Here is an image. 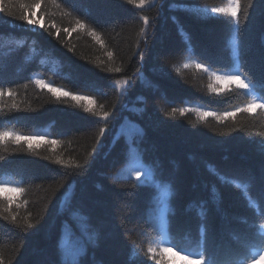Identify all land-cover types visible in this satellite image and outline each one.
<instances>
[{
	"label": "trees",
	"instance_id": "obj_1",
	"mask_svg": "<svg viewBox=\"0 0 264 264\" xmlns=\"http://www.w3.org/2000/svg\"><path fill=\"white\" fill-rule=\"evenodd\" d=\"M36 3L3 0L12 16L0 13V85L12 93L0 97V131L43 137L31 150L23 141L0 143V183L24 189L0 190V264H48L49 256L53 264H62L66 256L76 257L78 264H187L182 253L148 255L162 224L180 249L204 251L217 264H233L245 253L251 258L245 241L254 223L264 226L256 203H264L259 143L264 110L221 122L201 119L195 111L181 115L179 109L219 115L251 99L234 84L217 83L196 64L217 74L235 70L238 40L239 71L264 81V0H240L238 33L231 17L206 11L227 8L229 0H146L142 8L128 0H83L75 12L63 0ZM174 3L200 11L176 10ZM29 9L44 27L19 20ZM177 21L190 34L194 53L187 50L188 37L178 32ZM93 31L99 40L90 35ZM36 80L85 99L54 95ZM102 112L111 114L108 121L97 115ZM50 139L58 143L45 142ZM126 140L135 141L142 156L137 167L145 173L154 169L160 180L174 185V207L163 221L164 185L154 188L145 175L147 186L138 187L140 182L129 178ZM209 166L237 181L255 180L250 191L244 190L223 183ZM213 186L222 194L219 204ZM101 196L115 217L102 227L96 223L105 221L96 202ZM6 198L12 199L10 208ZM202 203L206 251L200 247Z\"/></svg>",
	"mask_w": 264,
	"mask_h": 264
},
{
	"label": "snow or ice",
	"instance_id": "obj_2",
	"mask_svg": "<svg viewBox=\"0 0 264 264\" xmlns=\"http://www.w3.org/2000/svg\"><path fill=\"white\" fill-rule=\"evenodd\" d=\"M83 0H63V3H65L67 6H69L72 11L77 10V4L82 3ZM129 3H136L137 7H144L146 0H128ZM42 3V0H37V3L35 7H40ZM23 7V6H22ZM173 9L176 10H191L194 12L200 11L199 8L193 6V5H188L185 3H174L171 5ZM239 8H240V0H229V7L227 8H212L210 10L211 13H223L226 16L231 17V21L235 26L234 31L238 33L239 31V26H240V19H239ZM7 12L9 16H12V12L10 10V7H5L3 6V0H0V13H5ZM87 19V17H85ZM19 20L26 22L28 25L31 26H36L38 24L37 21L33 20L31 18V9L28 10V14H21L19 16ZM173 20H176V17H173ZM77 26L80 29H83L85 27V24L82 23L80 20H77ZM144 23L148 24L147 18L144 19ZM178 24V32L181 34L182 37L187 36L188 39H186L184 42L187 45V50L188 51H193L194 53V48L191 44V39H190V34L186 32L184 29L183 25H180L179 22L177 21ZM39 27H44V25H39ZM54 27V26H53ZM75 30V29H73ZM65 32H68V29H64ZM51 34V33H50ZM58 34V33H57ZM90 35L95 37L97 40H99V37L96 35L95 31L91 32ZM109 57H111L112 53L108 54ZM232 59L235 65V70H230L226 71L222 74H217L215 71H211L209 67H205L204 64L202 63H197L196 67L197 68H202L205 72H208L211 77H213L217 83L223 84V85H235L237 89L243 90V93L246 96H250L251 99L248 100L247 103L241 105L240 107L236 108L232 112H224L222 114H217L215 112L211 111H204L201 109H193V108H181L179 109L181 115H183L185 112L188 111H195L197 114L200 116L201 119H205L209 116L215 117L219 121H223L225 119H228L229 117L235 118V116L238 113L244 112V113H249L253 114L256 109L264 110V81H253L245 78L241 72L239 71L240 68V59H239V45H238V40L236 42V47L234 48L233 54H232ZM184 67H188V64H185ZM115 71L119 72L120 69L117 68ZM126 83V81H117V84H122ZM36 84L40 86L41 88H48V91L56 95L59 93V95H63L65 97L71 96V99L73 100H81L85 99V97L78 96V95H73L72 93L68 91H61L60 89H57L55 87H52L50 85L45 84L42 80H36ZM213 92H216L219 94L220 91H223V89H217V88H212L211 89ZM4 95H12L11 91L5 92L3 89V86L0 85V97H3ZM59 95L57 98L59 99ZM92 103L93 101H89ZM15 108L16 106L13 105ZM103 108V105L100 106ZM177 109H173V113ZM85 111L91 112V108H86ZM95 114V113H94ZM102 120L108 121L110 117L109 112H102L100 114ZM141 134H143V130L141 129ZM105 133V129L101 128L100 129V136L103 137ZM11 139L15 143H20L23 141L24 143L27 144L28 148L31 150L33 148V141L34 140H43V137H36V136H22L16 133H13L11 131H0V143H4L7 140ZM114 139H119V137H116ZM46 143L55 145L58 143L56 139H50L46 140ZM97 143H100V140H97ZM261 144V149L264 151V141L259 142ZM125 164L126 166L131 169L129 172V178L134 177L135 180L138 183V187L141 186H147L144 184L142 181V177L145 175H149L151 177V186H153L156 189H160V186L163 184L164 185V197H165V205L164 208L160 211V217L161 220L163 221L166 213L172 209L174 206L171 204V199L174 198V185L172 184L171 181H162L159 179V177L156 175L155 170L151 173H145L144 169L141 167H137V163L142 161V156L139 155V149L136 147L135 141H133L132 144H128L126 140V152H125ZM139 157V159H138ZM57 164H60L61 161L59 159L56 160ZM79 167V165H77ZM210 171L213 172L214 175H217V177L225 184L229 185H237L238 187L243 188L244 190L250 191L252 184L255 180V177H250L247 180L244 181H237L235 178H229L226 176H223L222 174L216 172L212 166H209ZM0 190H8L12 191L15 193H23L24 189L23 187L17 186V187H10L8 185H4L3 183H0ZM213 197L214 200L217 204H219L220 200L222 199V194L216 189L215 186H213ZM8 199V204L9 208L11 207L12 199L11 198H6ZM257 206L260 207V219H264V203H261V201H256ZM9 208H6L5 211H8ZM206 213L207 209L204 208L203 203L200 205L198 215L201 218V225H200V235L202 237L200 247L205 248L206 251V241H207V225L203 223L204 220H206ZM13 220L16 219L15 216L12 217ZM29 228H31V225H29ZM252 228L254 229V232L252 236L245 241V246L249 248L250 250H253V255L251 258L248 257L247 253L243 254L242 256H237V258L233 261V264H255L256 260H262L264 261V226H259L254 223L252 225ZM158 242L155 245H150L147 248V253L149 256L155 258L157 252H159L161 255L165 253H174L176 255H181V258L185 261H187V264H193L194 260H199L203 262V264H217V262L209 255L206 259L205 252L204 251H188V250H183L180 249V246L173 242L171 233H170V228L166 227L162 224L161 229L158 231ZM136 257L139 258V253H136ZM62 264H78V260L75 258H70L67 257L62 261Z\"/></svg>",
	"mask_w": 264,
	"mask_h": 264
},
{
	"label": "rangeland",
	"instance_id": "obj_3",
	"mask_svg": "<svg viewBox=\"0 0 264 264\" xmlns=\"http://www.w3.org/2000/svg\"><path fill=\"white\" fill-rule=\"evenodd\" d=\"M39 25H41V24H37L35 27H37V26H39ZM101 191V189L99 190V192ZM101 194H107L108 192L105 190V189H102V191L100 192ZM100 194V195H101ZM97 205L98 206H100V208H101V210H102V212H103V216H104V218H105V221H96V223L99 225V226H103V224L105 223V222H107V220L108 219H113L114 220V218L115 217H113V215H111L112 213V209H111V207L109 206V204H108V202H106V200L101 196V198H99L97 201ZM82 204V203H81ZM85 204V203H84ZM83 205V204H82ZM111 217V218H110ZM140 218V217H139ZM107 219V220H106ZM108 223V222H107ZM143 224V221L141 220L140 221V224L139 225H142ZM134 230L132 229V232H133ZM137 232H139V230L138 229H136L135 230V234H137ZM47 263L48 264H53L51 261H50V256L47 258Z\"/></svg>",
	"mask_w": 264,
	"mask_h": 264
}]
</instances>
